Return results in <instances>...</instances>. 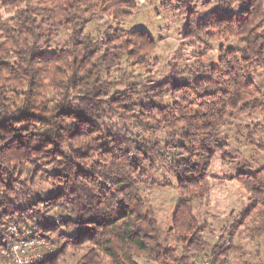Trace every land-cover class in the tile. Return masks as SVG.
I'll use <instances>...</instances> for the list:
<instances>
[{"label":"clouds","instance_id":"clouds-1","mask_svg":"<svg viewBox=\"0 0 264 264\" xmlns=\"http://www.w3.org/2000/svg\"><path fill=\"white\" fill-rule=\"evenodd\" d=\"M200 2L129 0L133 8L129 18L119 28H109L116 21L105 23L99 7L110 8L111 0L100 6L76 0L68 10L45 0H17V6L26 10L0 24V48L5 58L15 61L12 68L19 86L30 91L18 101L19 111L0 104V264H46V253L63 243L62 238L72 240L89 223L94 225L88 229L94 244L82 250L87 253L83 258L80 253L74 257L80 264H132L140 256L134 240L147 246L146 256L160 253V264H226L220 253L233 245L228 235L232 217L223 220L221 216L229 207L239 208L248 196L264 204V35L257 36L264 34V0H222L229 11L218 24L208 8L221 0H212L208 7H200ZM192 4L199 10L187 25L194 34L185 44L180 37L184 30L181 14ZM86 7L97 10L90 23L83 20ZM205 13L208 24H217V30L199 22ZM120 14L117 8L116 15ZM41 17L47 31L38 27ZM63 17H71L76 26L72 31L54 23ZM133 25L146 26L133 29L143 35L125 31ZM241 34L246 39H240ZM109 37L118 39L122 47L115 51L126 61L116 71L109 62L102 75L100 54L112 47L107 43ZM160 37L163 44H159ZM29 38L35 41L32 46ZM150 40L163 50L159 64L151 65L159 70L143 72L132 66V60L148 63L151 57L140 53ZM221 40L235 48L215 51ZM77 41L83 43L77 45ZM51 48L56 51H43ZM130 48L133 55L126 56ZM209 48L214 51L209 53ZM13 50L15 55L9 57ZM55 56L64 57L63 63L41 59ZM81 56L89 65L95 60L99 79L87 68L81 79ZM213 60L215 64L208 63ZM69 71L74 73L71 78ZM178 76L182 79L177 80ZM177 84L181 86L178 93L174 91ZM257 90L261 101L239 110L232 107ZM7 94L17 101V93ZM178 96L182 98L177 103ZM34 110L41 115L32 116ZM25 112L29 115L22 119ZM20 125H27V132L13 139L23 131ZM57 152L63 186L53 179L31 182L33 168L50 167L48 161ZM18 170L27 177L23 182L16 175ZM213 173H220L221 181L223 173L234 174L247 193L221 184L231 195L219 210H211L216 218L208 229L197 232L193 246L180 240L166 258L165 237L173 242L175 237L163 232L165 224L156 222L158 210L170 209V202L183 197L185 190L191 191L190 185L198 180L204 181V189L216 186V181L206 179ZM5 178L12 183L11 189L5 187ZM164 185L168 187L154 190ZM53 192L59 193L53 200L58 210L50 215V209L39 201H48ZM182 203L186 207L179 214L177 232H191L199 227L203 215L193 220L189 202ZM193 207L201 212L198 203ZM133 210L135 216L113 223ZM142 214L144 219L139 220ZM129 224L136 235L126 230ZM65 225L68 230H62ZM43 226L52 230L42 232ZM235 249L232 255L238 264H264V209L245 225Z\"/></svg>","mask_w":264,"mask_h":264},{"label":"trees","instance_id":"trees-1","mask_svg":"<svg viewBox=\"0 0 264 264\" xmlns=\"http://www.w3.org/2000/svg\"><path fill=\"white\" fill-rule=\"evenodd\" d=\"M210 0H201L202 3H206ZM19 3H23L25 2V0H18ZM46 3L48 4H57V5H61L64 6L65 10L68 9H72L74 4L76 3V0H45ZM81 3H89V4H94L97 6L103 5L107 2V0H80ZM220 3L221 7H226V10L224 12H213L214 17L217 21V24L222 22L225 18H227L228 16V5L226 3H223L222 0ZM0 6L5 8V10H7L8 12L12 13V16L9 20L7 21H12L15 20L16 16L22 11V10H26V9H20L17 6V0H0ZM120 8L121 9V14L120 16L116 15V9ZM84 13H86V15L83 16V20L87 23H90L92 20V17L94 15L97 14V10L93 9V8H84L83 9ZM133 11L132 5L129 3V0H111V7H99V12L103 13L104 15L101 17L105 23H107L109 20H114L116 21V25H111L109 24V28H119L120 26L118 25L120 21L125 20L127 18H129V14ZM186 15V24H185V29L183 32V41L188 43L191 39V37L193 36V32L191 29L187 28V25L189 23V21L196 17L197 14V8L195 6V4L192 5H188L187 7H185L184 12ZM77 15H79V12L76 13ZM44 18L41 17V24L38 25V27H45V31L48 30V26L45 25L43 23ZM3 20L0 19V24H2ZM199 22L207 27H210L213 31L217 30V24H212L209 25L208 24V17L206 18H201L199 17ZM55 24L59 25L61 30H64L65 25H67V29L69 31H72L74 29V26L72 24L71 21V17H63L60 19H56L54 21ZM86 26V24H85ZM11 27V25H10ZM77 30L82 31V28H78ZM127 33L129 35L135 36V35H143V33H136L133 30L131 31H127ZM261 33H257V36L260 37ZM29 42V46H32L33 44H35V41L31 40ZM240 39H246V37L241 34ZM44 44H48L47 40H43ZM77 45L82 44V41H77L76 42ZM108 44H111V48H105L102 53L100 54L101 57L104 59V64L100 65V71L101 74H106V66L108 65L109 62H111V68L112 71H116L117 68L122 65L123 61H126V57L125 56H121L119 53H117L115 51L116 48H120L122 47V45H120V43L118 42V39H112L111 37L108 38L107 40ZM221 46L219 47L218 51L224 48L227 49H234L235 45L233 44H225V42L223 40H221ZM52 49V48H51ZM43 49L44 52L47 51H52L55 52L56 49ZM156 49V42L155 41H149V46L146 50L142 51L140 53L141 57H148L150 54H152ZM61 51H64L63 49H61ZM209 53H211L212 49L209 48ZM111 52L112 55L109 56L108 53ZM134 52V49H129L128 52L126 53V56H132ZM15 55V50H13L12 52L8 53V56H14ZM93 57H95L97 54L95 53V51L93 50L92 52ZM41 59L45 60L46 62H55L57 64H62L63 63V59L64 57L62 56H55V57H41ZM69 60H71L72 63L76 62V58L73 57H68ZM86 57L85 56H81L79 57V60L81 62V64L83 65V67L81 68V79H83V76L85 75L84 72V68H87L88 71L92 72L93 74V78H97L95 77V68H96V64H95V60L93 59V63L91 65L85 63L86 61ZM220 57H217V60H219ZM14 60L11 58H5V53L3 51L2 48H0V89L5 90L4 92H0V95H2L3 99L0 100V104H3L5 108L7 109H12L13 111H19V108L17 107L18 105V101L20 99H23V93L25 91H30V88H22L20 87V81L14 78V69L12 68V65L14 64ZM154 63L157 64L156 60H153ZM171 63V62H169ZM216 63V61H215ZM214 63V64H215ZM152 65V63H150V60L148 61L147 64H143V63H139L137 62V60L133 59L132 60V66L135 68H139L141 70H144L145 72H150L148 69L149 67ZM74 73H72L71 71H69L68 73V78H71V76H73ZM66 78V82L67 79ZM99 79V78H97ZM177 80L182 79L181 77H176ZM77 87H83V85H78ZM180 85L177 84L174 86V91H176L177 93L179 92L180 89ZM8 91L11 92H15L18 94L17 97V101H12L11 97L7 94ZM182 97L178 96L177 99V103L179 102V99H181ZM257 101H261V97H260V93L259 90H257L255 93H249L246 97H244L243 102L241 104H239L238 106H232L235 110H239L241 108H245L247 105L249 104H253L255 105ZM187 103V102H186ZM191 107L197 108L200 107V105H196V104H192L190 105ZM29 114L27 112L22 113L21 118H26ZM32 116H40L41 113L38 110H34L31 113ZM44 119H47V113H44ZM69 118L71 117V114L69 113ZM241 115H243V113H241ZM258 124V122H257ZM3 125H0V127H2ZM20 127L23 129L22 132L17 133L16 136L13 137V139H18L20 137H22L24 135L25 132H27V125H20ZM7 131V130H6ZM2 138V137H0ZM60 158V153H56L49 161L48 164L50 165V167H45L44 169H41L39 167H35L32 170V176H31V182H35L38 180H43V182H47V180L49 179H53L57 181L58 186H63V178L60 175V169L56 167V160ZM222 165V164H221ZM17 176L21 177V182H23V178H27L25 176V173L22 170H18L16 173ZM14 179V177H13ZM206 179H218L220 180V177L217 176H208L206 177ZM236 181L240 184V186L243 188L244 192L247 193L248 189L241 183L240 179L237 178L235 175L230 176V177H226L224 176L223 181ZM4 185L6 188L11 189L12 188V183L10 182L9 178H5L3 181ZM203 180H198L194 183H192L190 185V189L189 190H185L184 196L182 197L183 202H189L187 204V207H191L190 205V199H193V196H195L196 198L198 197H202L205 196L206 194H208L209 192V188L204 189L203 188ZM167 185L164 186H154V190L159 189V188H167ZM59 193L53 192L51 198L48 201H44L41 200L39 201V205L48 207L50 209V215L51 213H54L58 210V205L56 203L53 202V200H55L56 196H58ZM185 204H183L182 202H179L173 212L172 218H171V226L169 229L170 234H173V236L175 237V241L178 243L180 240L186 241L187 242V246H193L195 243V238H196V234L197 232L202 233L203 232V225L200 223L199 227H197L195 230L191 231V232H187V230H185L183 233H178L177 232V228L176 225L180 219L179 214H181L184 209H185ZM260 209H264V204H262L259 201H253L252 198L250 196L247 197V205L246 208L237 216H235V218L232 220L231 224L229 225V232L228 235L229 237L232 239L233 241V245L229 246L228 249L224 252L220 253V260L222 261H226V264L228 263V256L230 254V252H233L235 249L234 246V242L236 241V239L238 237H242V233L245 230V225L250 224L253 219H257L259 217V210ZM193 214V213H192ZM128 215H132L135 216L136 213L133 210L130 213H126L125 215L121 216L118 220L114 221L113 223H120V220L122 219H126ZM195 216L193 215V220H195ZM139 220H143L144 216L143 214L138 217ZM157 222V220H156ZM108 227H112V224L107 225ZM94 227V225H92L91 223H89L88 225H86L81 231H79L76 236L72 239V240H68L66 238H62L63 239V243H61L59 246L52 248V252L50 255H48L46 257V264H62L65 260V258L67 257V255L69 253H72V255L74 254H81V258H83V256L87 255L86 252H83L82 250L84 248H86L89 245L94 244V240L90 237L89 231L88 229ZM52 229L47 227V226H43L42 227V232H48L51 231ZM62 230H68V225L64 226V229ZM126 230L130 233H132L133 235L137 234V230L134 229L132 227L131 224L127 225ZM73 231H75L73 229ZM145 235H149V234H145ZM118 238H120L119 233L117 234ZM129 239H131V237H129ZM134 243L138 244L139 250H140V256L138 258H134L132 260V264H138L136 262V260L138 259H144L145 261H151L154 262L155 264H160V253H157L155 256H152L150 253L149 255H145V253H148L149 250L147 248L146 245L143 244L142 241H133ZM215 247V245H214ZM61 249H63V251H61ZM175 252L174 249L172 248H166L163 245V255L167 258L169 257L171 254H173ZM114 255V253L112 254ZM76 264H80V261L77 260Z\"/></svg>","mask_w":264,"mask_h":264},{"label":"rangeland","instance_id":"rangeland-1","mask_svg":"<svg viewBox=\"0 0 264 264\" xmlns=\"http://www.w3.org/2000/svg\"><path fill=\"white\" fill-rule=\"evenodd\" d=\"M209 4H212V0H210V1L206 2V3L200 2L199 6L200 7H208ZM195 6H196L197 12H198V10H199L198 6L197 5H195ZM225 10H226V7H221L219 2L215 3V4H212V6L210 8H208V12H212V13L213 12H224ZM181 15L184 17V29H185L186 15H185V13H182ZM11 16H12V13L8 12L7 10H5V8L0 6V19L1 20H3V21L9 20L11 18ZM199 17L206 18L208 16H207V13H205V14H201ZM118 25L121 26V21L119 22ZM137 27H146V26L133 25L132 29H127L125 31H131V30H133V29H135ZM183 32H184V30L180 33V37H181L182 41H183ZM163 42H164V38L160 37L159 44H163ZM184 43L187 44L186 42H184ZM221 44L222 43L220 42V46H221ZM53 49H55V48H52L51 50H53ZM162 51L163 50L160 49L157 46V43H156L155 51L152 54L149 55L151 57L150 63L153 64L154 63L153 60L155 59L156 62H157V65H158L160 56L162 54ZM213 51L214 50L212 49L211 52H213ZM215 51L218 52V49H216ZM215 61L216 60L209 61L208 63L209 64H214ZM124 63H125V61L122 62V65ZM137 69H139V68H137ZM148 70L150 72H155V71H158L159 68H158V66L157 67L150 66ZM142 71L145 72L144 70H142ZM136 74L139 75L141 73L138 72ZM257 122L259 123V121H257ZM220 167L222 169L223 166L220 165ZM212 175L220 177L221 174L220 173H213ZM233 175L234 174L223 173V176H226V177H230V176H233ZM209 180L210 181H212V180L216 181L217 182L216 186L210 187L208 194H206L205 196L196 198V201H193V199H190V205H191V208H192L193 215L195 217L197 215H201V214L203 215V221L201 222V224L203 225V232L202 233H204L208 229L209 225L216 218V213L211 211V210L212 209L219 210L220 206L224 203L225 200L229 199V196L231 195V191L230 190H225L222 187H220V185L223 184V183H227L228 185H230V188H234V190L237 191V192L243 190V188L240 186V184L238 182H236V181H226V180L225 181H221V180H218V179H209ZM161 199H162V197H161ZM182 201H185V200H183V198L181 197L180 199H178V200H176L174 202H170L171 203V208L170 209L161 208V209L158 210V212H157V216H158L157 223L166 225V227L163 229V232H166V233L170 234L169 229H170V226H171V218H172L174 209H175L176 205L179 202H182ZM194 203H198L201 206V212L200 213L196 212L195 207H193ZM246 205H247V198H246V200L243 202V204L239 208H237V207H229L228 210H227V214L226 215H222L221 219L227 220L228 217H232V220H233L235 218V216L239 215L246 208ZM240 239H241V237H238L236 239V241H238ZM236 241L234 242V246L236 244ZM176 243H177L176 241H174V242L170 241V240H168L167 237H165L164 247L172 248V249H174L176 251ZM232 253L233 252H230V254L228 256V259H227L228 263L229 264H238L237 258L234 257L232 255ZM76 255L77 254L72 255V253H69L62 264H76L77 260L74 259V257ZM136 262L138 264H155L154 262L145 261L144 259H138V260H136Z\"/></svg>","mask_w":264,"mask_h":264},{"label":"built area","instance_id":"built-area-1","mask_svg":"<svg viewBox=\"0 0 264 264\" xmlns=\"http://www.w3.org/2000/svg\"><path fill=\"white\" fill-rule=\"evenodd\" d=\"M24 242H25V243H30L31 241H29V240H25ZM51 252H52V251H50V252L46 253V254H45V256L47 257L48 255H50V254H51Z\"/></svg>","mask_w":264,"mask_h":264}]
</instances>
